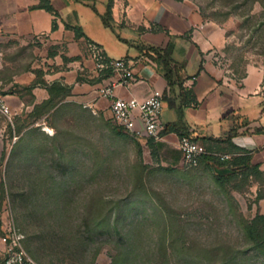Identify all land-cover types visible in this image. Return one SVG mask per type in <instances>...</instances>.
<instances>
[{"label":"rangeland","instance_id":"374dc122","mask_svg":"<svg viewBox=\"0 0 264 264\" xmlns=\"http://www.w3.org/2000/svg\"><path fill=\"white\" fill-rule=\"evenodd\" d=\"M112 1L59 3L66 20L76 11L107 57H134L141 39L102 24ZM119 1L123 21L128 3ZM191 1L225 29L223 66L238 73L246 64L264 66V0ZM3 48L13 63L0 72L9 92L12 72L42 61ZM68 92L56 85L49 100L23 108L12 122L0 115V236L14 229L39 264H264V147L255 151L257 169L219 180L202 161L162 163L147 139L119 134L111 116L65 100ZM214 150L230 161L246 154Z\"/></svg>","mask_w":264,"mask_h":264},{"label":"crops","instance_id":"0c3cea01","mask_svg":"<svg viewBox=\"0 0 264 264\" xmlns=\"http://www.w3.org/2000/svg\"><path fill=\"white\" fill-rule=\"evenodd\" d=\"M50 1L56 14L37 8L40 0H0V72L13 66L3 48L6 44L12 45V54H17L16 48L24 49L40 56L42 61L41 65L31 63L12 72L7 84L12 89L5 91L6 100L17 113L23 108L31 110L49 100V88L58 84L69 90L65 100L74 99L93 115L109 118L110 99L99 91L108 78L98 76L86 53L87 42L103 47L83 31V36L76 37L72 30L66 29L62 22L65 6L59 0ZM127 3L120 21L121 3L113 0L111 17L113 28L119 27L141 39L135 45L138 55L121 57L137 61L134 72L138 82L129 88L115 87L114 93L139 100L153 89L167 94L165 79L149 63L145 51L149 47H165L172 40L173 60L184 75L182 86L196 99L194 105L184 109L189 136L215 149L226 146L237 152L249 151L252 164L258 163L255 151L264 147V134L251 132L255 127L264 129V66L246 64L242 73L223 66L220 56L225 53V29L205 19L191 0H127ZM23 87L30 88L29 95L21 92ZM27 96L31 97L28 102ZM163 108L162 122L166 126L175 117L166 104ZM179 141L180 137L173 132L152 141L162 163H181ZM208 158L204 156L201 161L218 174V168Z\"/></svg>","mask_w":264,"mask_h":264},{"label":"built area","instance_id":"2783aa9c","mask_svg":"<svg viewBox=\"0 0 264 264\" xmlns=\"http://www.w3.org/2000/svg\"><path fill=\"white\" fill-rule=\"evenodd\" d=\"M87 56L94 63L98 76L108 78L99 91L110 99L111 117L118 127L141 139H158L164 128L162 122L163 92L153 89L143 99L124 98L114 93L115 87L129 88L138 82L135 76V60L129 58L111 59L104 50L93 42L86 44ZM150 62V61H149ZM107 75V76H106ZM0 81V115L12 122L17 111L6 100L7 94ZM16 140V137L13 138ZM181 164L186 167H196L204 156L217 157L220 161L230 160L228 154H219L214 148L189 136H183L179 141ZM0 264H39L24 249L22 236L14 229L0 236Z\"/></svg>","mask_w":264,"mask_h":264},{"label":"trees","instance_id":"16d2710c","mask_svg":"<svg viewBox=\"0 0 264 264\" xmlns=\"http://www.w3.org/2000/svg\"><path fill=\"white\" fill-rule=\"evenodd\" d=\"M37 8H41L48 12L56 14L50 0H40ZM100 17L104 27L113 29L110 5L106 6V11L104 12V14H101ZM62 22L66 29L72 30L74 32L76 37L83 36L82 27L79 23L76 11H73L72 21L63 18ZM56 27V23L55 21H53L52 30H55ZM173 47L174 43L171 40L165 47H149L145 51V54L150 61L149 63H153L156 66L157 71L162 75L167 83V94L163 96V102L164 104H166L167 108L173 112V115L175 117L172 123L164 126V128L160 131V135L173 132L181 138L183 136H189L188 127L185 122L184 109L190 105H194L196 103V99L191 91L185 90L182 86L184 75L181 73V66L178 67V65L173 60ZM56 85L58 84H53L49 88L50 95H52L53 89L56 88ZM122 129L123 128L118 127L119 134H125L122 133ZM245 132H248V130L246 129ZM251 134H264V129L262 127H255ZM189 137L197 140L194 137ZM153 140V138L147 140V145L149 147H153ZM201 142L204 143L203 141ZM208 148L212 149V147H210L209 145ZM251 157L252 153L246 151L245 155L235 157L230 162L215 161L212 157H209L208 159L211 160L213 162V166L218 168V170L220 171V173H216V178L221 180L234 177L236 175L235 170L238 168H243L246 170L257 169L259 165L251 164Z\"/></svg>","mask_w":264,"mask_h":264},{"label":"water","instance_id":"95a60500","mask_svg":"<svg viewBox=\"0 0 264 264\" xmlns=\"http://www.w3.org/2000/svg\"><path fill=\"white\" fill-rule=\"evenodd\" d=\"M220 173V171H218Z\"/></svg>","mask_w":264,"mask_h":264},{"label":"bare ground","instance_id":"6f19581e","mask_svg":"<svg viewBox=\"0 0 264 264\" xmlns=\"http://www.w3.org/2000/svg\"><path fill=\"white\" fill-rule=\"evenodd\" d=\"M51 130V129H50Z\"/></svg>","mask_w":264,"mask_h":264}]
</instances>
